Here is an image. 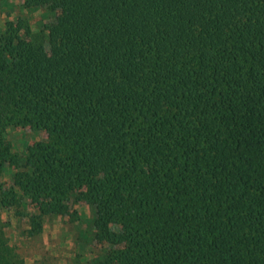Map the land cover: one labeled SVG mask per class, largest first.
Listing matches in <instances>:
<instances>
[{
	"label": "trees",
	"instance_id": "1",
	"mask_svg": "<svg viewBox=\"0 0 264 264\" xmlns=\"http://www.w3.org/2000/svg\"><path fill=\"white\" fill-rule=\"evenodd\" d=\"M0 35L4 132H42L0 207L91 206L95 264H264V0H22ZM31 231V229H30ZM0 264H24L0 221Z\"/></svg>",
	"mask_w": 264,
	"mask_h": 264
},
{
	"label": "rangeland",
	"instance_id": "2",
	"mask_svg": "<svg viewBox=\"0 0 264 264\" xmlns=\"http://www.w3.org/2000/svg\"><path fill=\"white\" fill-rule=\"evenodd\" d=\"M47 11L45 6L24 8L22 0H0V35L7 22L22 18L31 28L32 39L42 43L45 32L41 25L53 19ZM3 136L9 143L10 153L14 154L15 163L0 164V196L12 186L14 171L23 169L27 147L44 138L42 132L19 127L6 129ZM14 206L0 207V221L8 243L23 256L24 264H95L102 254V246L93 242L90 205L82 201L72 204V209L77 212L71 218L45 215L38 231H34L29 223V214L37 213V209L23 203Z\"/></svg>",
	"mask_w": 264,
	"mask_h": 264
}]
</instances>
